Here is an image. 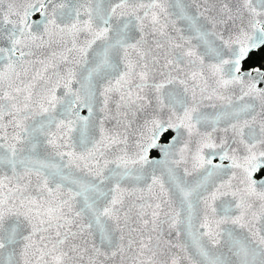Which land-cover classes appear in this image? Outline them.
I'll use <instances>...</instances> for the list:
<instances>
[{
  "label": "snow or ice",
  "instance_id": "snow-or-ice-1",
  "mask_svg": "<svg viewBox=\"0 0 264 264\" xmlns=\"http://www.w3.org/2000/svg\"><path fill=\"white\" fill-rule=\"evenodd\" d=\"M264 0H0V264H264Z\"/></svg>",
  "mask_w": 264,
  "mask_h": 264
},
{
  "label": "trees",
  "instance_id": "trees-1",
  "mask_svg": "<svg viewBox=\"0 0 264 264\" xmlns=\"http://www.w3.org/2000/svg\"><path fill=\"white\" fill-rule=\"evenodd\" d=\"M261 56H264V50H261L259 52H254L249 58V60L247 61V63L248 64H258ZM261 173H264V171H262Z\"/></svg>",
  "mask_w": 264,
  "mask_h": 264
},
{
  "label": "flooded vegetation",
  "instance_id": "flooded-vegetation-1",
  "mask_svg": "<svg viewBox=\"0 0 264 264\" xmlns=\"http://www.w3.org/2000/svg\"><path fill=\"white\" fill-rule=\"evenodd\" d=\"M262 175L264 174V173H261Z\"/></svg>",
  "mask_w": 264,
  "mask_h": 264
},
{
  "label": "water",
  "instance_id": "water-1",
  "mask_svg": "<svg viewBox=\"0 0 264 264\" xmlns=\"http://www.w3.org/2000/svg\"><path fill=\"white\" fill-rule=\"evenodd\" d=\"M264 175V174H263Z\"/></svg>",
  "mask_w": 264,
  "mask_h": 264
}]
</instances>
